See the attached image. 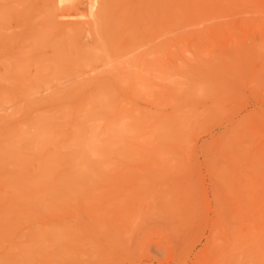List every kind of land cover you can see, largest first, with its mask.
Instances as JSON below:
<instances>
[{"label":"rangeland","instance_id":"1","mask_svg":"<svg viewBox=\"0 0 264 264\" xmlns=\"http://www.w3.org/2000/svg\"><path fill=\"white\" fill-rule=\"evenodd\" d=\"M10 1L0 0V54L17 52L30 24L72 21L92 43L94 17L50 24L47 0ZM123 2L111 38H131L133 63L112 78V103L130 129L104 150L112 161L70 167L61 156L35 173V192L10 185L16 175L29 187L31 163L0 167V264H264V0Z\"/></svg>","mask_w":264,"mask_h":264},{"label":"bare ground","instance_id":"2","mask_svg":"<svg viewBox=\"0 0 264 264\" xmlns=\"http://www.w3.org/2000/svg\"><path fill=\"white\" fill-rule=\"evenodd\" d=\"M68 5L72 6L70 11L66 9ZM82 6L84 10H81ZM32 7L35 8V5L32 4ZM114 7H118L121 15L127 9L123 0H47L41 10V21L51 24L57 16L70 14L74 17L77 15L76 18L85 15L91 19L94 17L88 28L92 43L84 45L83 40L81 42L83 30L72 26L76 24L72 21L67 23L65 29L56 32L50 25L38 31V27L35 29L30 24V30L20 38L21 48L15 53L0 54V110L11 106V109L8 108L10 112L0 114V167L14 172L22 164L27 167L32 164L28 171L33 176L20 177L24 184L29 183V187L19 185L18 176L12 175L11 187L16 183L19 186L18 189L13 188L15 193L19 188V192H35L40 185V181L34 178L35 173L50 174L61 156L69 162L70 167H87L102 155L107 159L105 162H110L109 159L112 161L114 157L106 155L104 150L111 151L113 145L118 144L114 136L124 139L130 129L123 117L118 116L119 108L116 111L112 103L115 88L112 78L117 75L118 80L133 63L129 60L132 50L128 49L131 38L123 34L117 39L111 38ZM3 19L6 20L0 12V22ZM117 26L121 29L119 24ZM13 36L10 42L17 41L16 34ZM63 79L71 81L65 85L61 81ZM53 86L56 89L50 91ZM43 90L48 92L46 96L39 95ZM20 115H25L24 121H14L5 127L1 125L7 118ZM104 139L107 140L104 142ZM64 150H69L66 151L69 154H64ZM28 159H32V162H28ZM53 180L54 176L50 175L47 182ZM42 192L39 194L42 195ZM44 194L49 196L48 199L54 198L52 194V197ZM0 216L3 221L4 215L3 218ZM4 220L7 221V218ZM55 241L59 243L58 239Z\"/></svg>","mask_w":264,"mask_h":264}]
</instances>
